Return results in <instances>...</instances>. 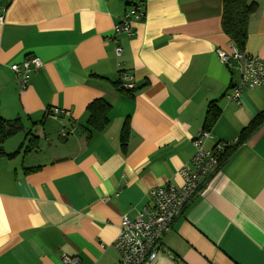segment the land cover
<instances>
[{
  "label": "crops",
  "instance_id": "crops-1",
  "mask_svg": "<svg viewBox=\"0 0 264 264\" xmlns=\"http://www.w3.org/2000/svg\"><path fill=\"white\" fill-rule=\"evenodd\" d=\"M250 1L258 8L244 51L264 61V0ZM131 2L144 18L131 35L115 33ZM222 4L0 0V117L24 124L3 147L17 151L29 131L39 138L30 152L0 157V264H66L65 256L118 264L122 217L152 208V189L182 184L209 103L218 101L221 116L206 149L235 142L264 109V87L245 90L239 102L225 97L240 74L217 55L231 46ZM31 55L43 65L22 85L11 65ZM122 75L133 95L116 90ZM97 98L111 104L109 123L87 140V106ZM53 107L63 112L48 115ZM216 169L164 231L150 264H264V125Z\"/></svg>",
  "mask_w": 264,
  "mask_h": 264
},
{
  "label": "built area",
  "instance_id": "built-area-1",
  "mask_svg": "<svg viewBox=\"0 0 264 264\" xmlns=\"http://www.w3.org/2000/svg\"><path fill=\"white\" fill-rule=\"evenodd\" d=\"M5 9L0 11V20H3ZM143 10L131 7L122 16L120 23L115 25V33L131 35L132 24L143 17ZM123 51L117 46L116 53ZM219 59L229 68L238 70L239 82L234 84L225 94L231 102H239L242 93L247 89L264 87V61L257 55L248 54L231 44L229 50L217 49ZM43 62L39 56L31 55L21 63H13L12 70L22 85H27L32 72L42 67ZM122 75V82L128 79ZM124 84V83H123ZM125 85V84H124ZM126 86L132 88L134 85ZM63 110L53 107L47 114L58 116ZM211 135V130L202 129L192 139L194 153L190 162L180 169L182 184H166L152 189L153 207L140 212L134 219L123 216L120 222V232L114 246L120 253L118 264H150L163 250L160 238L171 222L183 210L187 201L196 192L201 182L213 172L218 165L220 155L227 143H218L210 149L204 147V141ZM66 264H80L77 256H65Z\"/></svg>",
  "mask_w": 264,
  "mask_h": 264
},
{
  "label": "trees",
  "instance_id": "trees-1",
  "mask_svg": "<svg viewBox=\"0 0 264 264\" xmlns=\"http://www.w3.org/2000/svg\"><path fill=\"white\" fill-rule=\"evenodd\" d=\"M133 7L136 9L143 10V17L145 16V10L138 8L137 3L131 2ZM258 6L257 3L250 0H223L222 4V17H221V26L225 34L230 38L231 44H234L239 50L244 51L248 39V23L250 16L256 12ZM141 19V20H142ZM116 90L120 93H125L128 95H133V92L136 90L135 87L129 88L126 87L122 79L119 78L117 81L113 82ZM111 109V104L106 101L104 98H97L93 100L87 106L88 112V134L87 140H90L93 135V131H103L108 123V113ZM221 116V107L218 105L217 100H213L209 103L206 111V116L204 120L203 129L212 130L215 126L217 120ZM264 125V109L256 115L240 132L236 141L233 143H227L224 147L223 153L220 155L217 169L222 168L232 155L237 151V149L247 142L253 134L256 133ZM24 130V124L20 118L7 120L0 117V157H9L13 158L21 153L30 152L37 148L39 138L34 135L31 131L26 134L27 142H23L17 151L13 153H7L4 150L3 143L13 135ZM130 123L126 120L123 124L121 134H120V145L123 152H126L129 136H130ZM204 186L200 185L196 192L202 189ZM195 193L192 195V197ZM192 197L187 201L184 208H186L188 202ZM183 208V210H184ZM182 210V212H183Z\"/></svg>",
  "mask_w": 264,
  "mask_h": 264
}]
</instances>
